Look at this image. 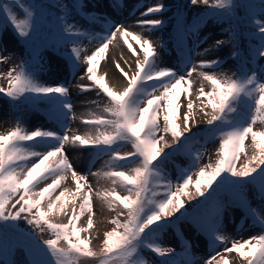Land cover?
I'll use <instances>...</instances> for the list:
<instances>
[{"label": "snow or ice", "instance_id": "snow-or-ice-1", "mask_svg": "<svg viewBox=\"0 0 264 264\" xmlns=\"http://www.w3.org/2000/svg\"><path fill=\"white\" fill-rule=\"evenodd\" d=\"M24 13V18L18 19L16 13L7 4L3 5L2 11L7 14V20L11 22L14 31L28 47L31 60L40 63L41 53L44 49L55 47L59 49L65 43H73L70 37L85 36V32L74 29V25L64 24L67 17V9L64 15L56 18L45 31V12L43 7L36 5L34 13L25 6L21 0H14ZM204 4L217 11L206 13L211 17L231 15L236 5L233 0H190V4L196 6ZM250 10L254 5L248 4ZM225 10L224 12L218 10ZM163 3L148 6L140 13L141 18L135 21L136 26L147 31L162 25L159 18H147L152 14L162 13ZM264 12V0H261V9ZM57 21L59 23H57ZM204 22V16L198 17L196 22L189 28L191 34H196L198 28ZM258 46L250 51V57L255 64L256 70L240 80L235 76H224L198 69L212 68L218 65V60H201L198 65H192L184 75L178 76L172 69L151 68L154 58L158 55V48L145 36L130 31L123 24H113L110 31L101 39L99 44L90 55L83 57L86 63L85 75L89 85H78L82 91L99 89L98 95L103 93L108 98V103L103 109V114H93L91 118L82 121L97 129L96 135L68 134V125L61 123L62 134L51 130L36 129L24 131L17 126L0 135V264H17L16 251L25 253L27 264H76L80 257L98 258L99 264H138L132 259L138 248L144 247L163 257L161 264H196V261L186 252L184 261H177L169 257L175 256V249L161 247L154 240L147 239L156 228L164 227L175 214L185 209L187 201L196 197H203L198 202L199 211L191 216L192 224L200 231L206 233L215 250L217 242L227 240L226 236L218 234V217L224 210V205L215 203L217 194L226 186L229 187L235 199L233 203L245 208L251 214L255 209L250 207L244 199V188L247 183L256 176L264 178V130L256 131L253 125L259 122L264 124V81L260 79V73L264 72V65L257 63L264 59V20H256ZM223 31H229L223 29ZM232 38L235 34L231 33ZM92 39V37H89ZM117 38L122 39L124 44L137 56L134 74L129 75L116 64L117 71L127 80V86L123 91L114 90L105 80V75L98 74L100 61L105 59L106 51L110 44ZM129 38L135 41L143 54L132 49ZM225 40H216L212 47L218 48L225 44ZM203 43L202 40H194L193 50ZM72 56L75 58L74 67H78L83 49L73 46ZM209 49H204V52ZM196 55H203L197 52ZM238 53L232 52L236 57ZM0 59H6L0 57ZM185 61L192 63L191 57L185 52ZM21 71L11 68L7 71V88L0 87V94L16 100L26 94L36 98H66L69 89L65 85H45L37 82L22 62ZM193 73L201 78L199 88L193 91ZM84 77L82 76L81 79ZM162 81L158 87L145 95L144 100L138 104L132 102V97L140 82ZM207 82L210 90H205ZM243 93L253 98L254 106L249 123L246 126L235 128L221 134L218 158L214 164L201 167L196 173L193 182L192 176L185 174L180 177L182 183L177 184L173 190L171 182H163L155 171V162L165 155V148H171L178 144L181 137L196 124L197 107L199 112L206 117L205 123L213 124L221 118L225 109L229 111V102ZM187 101L182 105L181 96ZM195 96V99L192 97ZM197 101L199 104L197 105ZM186 111L182 114V124L177 123L178 112L181 107ZM67 119L75 118L73 106L63 103ZM211 111H207V109ZM63 114H61L62 116ZM162 116L163 124L160 123ZM56 118L55 116L53 117ZM103 129V130H101ZM170 134V144L165 135ZM251 136V146L254 154L237 167V160L244 152L245 140ZM24 142L49 144L55 142L54 147L47 151H29L21 147ZM121 142L131 144V151L121 153L119 147L114 145ZM65 145L96 148L99 152H107L112 161L133 163L136 166L130 171L123 170L106 171L103 176L111 182L112 187L103 191L93 190L87 184V177L80 174L73 166L65 151ZM35 158V162H29ZM117 167L124 168L125 164ZM227 173V176H223ZM71 176L75 184V190L63 188L58 195H53L61 188L62 183ZM100 175V173H95ZM161 182L164 189L160 199H155L158 193L153 186V179ZM51 179V183H45ZM44 183V187H39ZM189 185H193L195 192H189ZM38 189V190H37ZM122 189L125 194H121ZM95 195L110 211L117 212L110 223L114 225L111 230L103 233L102 248L99 252L91 247V240L82 238L81 232L94 227L92 197ZM259 195L264 199V183L260 184ZM15 203L8 207L13 197H17ZM185 197V199H181ZM19 205V207H17ZM71 205V215H68V206ZM78 205V206H77ZM211 205V213L208 206ZM122 208L123 211H118ZM11 209H16L12 211ZM87 212V227H77V221ZM63 213L68 216L67 223L53 222L50 217L54 214ZM185 215L187 213L185 212ZM120 216H124L121 220ZM188 217V215H187ZM24 219L28 225L33 226L34 231L44 232L48 230L54 238L38 242L32 232H24L19 235L13 231L16 224L11 223ZM264 227V221L261 222ZM60 241L64 242L61 246ZM43 245V246H42ZM223 253H237L246 264H264V234L250 237L247 240L233 241L231 247L223 248ZM221 252H215L205 264H229V261ZM51 257V259H49ZM217 257H220L218 260ZM143 264V262H140Z\"/></svg>", "mask_w": 264, "mask_h": 264}, {"label": "rangeland", "instance_id": "rangeland-1", "mask_svg": "<svg viewBox=\"0 0 264 264\" xmlns=\"http://www.w3.org/2000/svg\"><path fill=\"white\" fill-rule=\"evenodd\" d=\"M99 1H105L106 4H108L109 1L114 0H21V2L33 10L34 13L37 11L35 7L36 5L43 7L46 21L45 31L48 30V26L53 21H56L57 17L64 15V8H66L68 14L61 27L70 24L74 25V31L78 28L83 32L87 29V27L92 28L95 26V23L91 24L92 22H89V20L85 17L84 10L89 11L90 6ZM159 1L164 4L163 12L152 14L147 18H159L163 21L161 26L151 29V32L158 34L157 40L165 42L167 48L165 49V54L161 57L154 58L151 68L167 69V64L165 65L163 60L165 56H168V54L171 56V50H173L172 54L173 52H176V54L174 53V56L170 57L171 62L174 61L177 62V64L185 62L187 65L188 63H186L185 58H183L182 55H185V52L188 54L190 53L189 48H191V43H193V40H195L194 38H196L198 34L206 33L207 38L203 40L205 42L203 43L205 46L210 45L212 51L203 57V59L218 60L219 63L212 68H203L199 69V71L223 74L224 76H235L236 78L243 80L246 78V75H250L252 71L256 70L255 64L250 57V51L254 46H258L259 44V36L257 35L255 21L264 20V12L260 10L261 0H233L236 7L233 8L231 15H223L220 17H211L206 15V13L217 11V9L209 8L202 3L193 6L190 4V1L188 3H184V0ZM211 2L212 0H210V3ZM148 3L149 0H146L145 3L139 7V9L144 11L149 6ZM5 4L11 7V9L16 13L18 19L24 18V13L22 9L17 6L14 0H0V46H2L4 52H0V57L4 56V58H6L4 60L0 59V87L7 88L8 81L6 79V74L9 69L15 68L16 71H21L22 62H25L27 69L24 70H28L32 77H35L41 67L40 64H36L31 60L27 45L14 31V27L11 25V22L7 20V14L2 11V7ZM84 4H87V6L84 7ZM248 4L254 5L251 12L246 7ZM61 5H63L64 8H62ZM80 5L83 6L84 10L80 7ZM218 11L224 12L225 10L221 9ZM180 13L191 15L190 20H186V22L181 21L178 16ZM201 16H204V22L198 28V32L196 34L189 33L191 25L196 22L198 17ZM140 18L141 16L137 19ZM57 23L59 22L57 21ZM223 29H228L229 31H223ZM231 33L235 34V38H232ZM70 39L73 43H65L59 49L51 47L44 49L43 51L51 52L56 56L58 55V57L64 56V59L62 57V61H72L75 58L72 56L70 50L73 46H77L83 49L81 52L80 64L86 69L87 65L83 62V57L87 54L86 51L89 42L87 40V36H75L70 37ZM221 39L227 42L218 48L212 47L216 40ZM129 43L132 45V49L134 45L139 46L137 43L135 44V41L132 42V40H129ZM127 51V54L124 52L126 54L124 55L127 63H124L125 61L118 63L123 69L126 64L127 68H125L124 71L129 75H132L135 71V65L133 64L134 57L130 55L132 51L129 48ZM233 51L238 53L236 57L232 56ZM138 54L140 57L143 55L140 50L138 51ZM53 57L55 58V56ZM54 58V61L57 60ZM44 61L45 58L41 57L40 62ZM257 63L264 65V59H260ZM103 68L105 67H102L99 64L98 74L105 75L106 82L113 89H115L114 87L116 86L118 89L117 91H123L122 87L124 84L127 86V80L123 76H120V79L116 78L111 81L110 77L105 74L108 70H103ZM261 73L260 79L264 81V72ZM64 77L65 75L59 78L58 82H52L51 85L55 86L60 85L59 83H64ZM83 77V79H81L80 76L77 78V84L89 85L90 82H85L87 79L84 74ZM197 82L198 83L194 87L193 91L200 86L201 78L199 76ZM147 83L137 85V89L132 97V102L134 104H138L140 101L144 100L147 93L152 92L154 87L159 86L156 81ZM203 83L205 90H210L208 83L206 81ZM77 84L74 86L76 87ZM98 92L99 89L94 87L88 91H82L79 88V90H76L71 97L47 98L41 100L26 94L14 101L3 94H0V119L5 121V130L2 135L7 134L8 131L17 126L28 132L36 129L51 130L56 132L54 128L59 123L61 117L63 116H61V114L64 112L62 107L63 103H68L71 99L75 98L76 107L84 108L87 106V102L94 98V101H101L104 105H106L108 103V98L103 93L98 95ZM192 98L195 99V96ZM180 102L182 105H186L187 103L184 97H181ZM198 104L199 102L197 101V105ZM253 106V98L241 93L229 102V108L233 110L229 111V109L226 108L221 118L211 125L205 123L206 117H204L203 113L199 112V108L197 107V122L195 126L190 130V132L181 137L178 144L173 145L171 148H165V155L155 162V171L159 174V177L163 179V182H171L173 190H175L177 184L182 183V179H180V177L185 174L191 175L194 182L196 179V173L199 169L210 163L214 164L215 160L218 158L221 134L235 128L246 126L249 123ZM184 111H186V108L182 106L178 112L177 123L180 124L181 128L183 127L182 114ZM207 111L210 112L211 109L209 108ZM103 115L107 114L104 113ZM54 116L56 117L55 119L53 118ZM78 119L81 121L86 120L83 116H79ZM160 123L163 124L162 116L160 118ZM253 129L256 131L264 130V124L257 122L253 125ZM75 134H78L77 131ZM158 135H165V139L170 144L172 143V137L170 134L158 133ZM21 147L29 151H32L34 148L32 146V142H24L21 144ZM117 147H119L121 153L132 150L131 144L128 142H121L118 145H114L113 149ZM44 151L46 150H40L39 152ZM100 154L101 152H96L94 158L95 156H97L96 159L105 157L109 161L108 167L103 166L102 169L104 171H110L115 168V170L128 172L132 167L136 166L133 163L112 161L107 152H104V155ZM253 154L254 149L251 146V136L249 135L245 140L244 152L240 154V158L237 160V167H240L245 162L246 157L250 158ZM119 164H125V167H117ZM227 175V173L223 174V176ZM103 179H105V183H107L104 184L106 189L111 188V182L104 176ZM161 182L162 181L158 179H153V186L155 187V191L158 193L155 199L162 198L161 194L164 189L160 186ZM45 183H51V179ZM97 183L99 182L97 181ZM261 183H264V178L256 176L255 179L247 183L244 188V199L250 207L256 210L254 215L248 212L247 209L238 207L233 203L235 196L229 187L226 186L217 194L216 203L225 206L224 210L217 218L219 222L218 234L226 236L227 240L224 242H217L215 250L212 247V242L210 241L209 236L198 230L191 222V216L193 214H196L198 211L203 214V210L198 209V202L202 201L203 197H196L191 201H187L185 209H181L179 213L175 214V216L171 218L170 222H168L164 227L156 228V226L153 225L155 231L152 234H149L147 239L154 240V242L159 244L161 247H170L175 249L176 255L169 257L170 259L184 261L187 252L191 258L196 261V264H205V261L214 255L215 252L223 253V248L231 247L233 241L242 242L250 237L264 234V227H262L261 224V222L264 221V199H262L259 195V187ZM44 186V183L39 185V187ZM60 190L63 189H58L53 195H58ZM118 190L121 194H125L122 189ZM188 191L194 193V186L189 185ZM16 199H18V196L12 198L8 205L9 208H11V204L15 203ZM181 199L186 200L185 197H182ZM227 199H229L232 204L228 203ZM17 207H19V205H17ZM211 207V205L208 206L209 214L211 213ZM11 210L15 211L16 209ZM105 211L107 214L101 222L98 223L94 220L93 222L95 223L92 229H88L86 232H81V237L89 238L91 240L90 247L97 252H99L102 248L103 233L114 227L110 221L117 215V212L110 211L108 208H106ZM118 211H123V209L120 208ZM185 212L188 217L185 215ZM68 215H71V210L68 211ZM86 217L87 214L84 213V215H82L76 222L77 227L82 229L87 227V223H85ZM50 219L56 223L68 222V216L63 213L54 214L50 217ZM120 219L123 220L124 216H120ZM11 223L16 224V229H14L13 232L17 235L24 232H32L36 240L41 243L43 240L54 238L48 230H45L42 233L39 232V230L34 231L33 226L28 225L24 219H19ZM0 227H2V224H0ZM103 228L105 230L102 232ZM235 234L236 236H234ZM60 245L66 246L63 241H60ZM223 254L226 255L229 264H246V262L243 261L237 253ZM15 259L17 264H27L25 253L22 250L18 249L16 251ZM49 259H51V257H49ZM132 259L136 260L138 264H140V262H143V264H161V261L164 258L160 257L157 253H153L147 248L141 247L138 248L137 253L133 255ZM217 259L219 260L220 257H217ZM52 264H54V261H52ZM76 264H99V257L94 259L80 257Z\"/></svg>", "mask_w": 264, "mask_h": 264}, {"label": "bare ground", "instance_id": "bare-ground-1", "mask_svg": "<svg viewBox=\"0 0 264 264\" xmlns=\"http://www.w3.org/2000/svg\"><path fill=\"white\" fill-rule=\"evenodd\" d=\"M145 1L146 0H114V1H109L108 4H106L105 1L103 2L99 1L93 3L90 6L89 11L84 10L83 6L80 5V7L84 10L85 17L89 20V22H92L91 24L95 23L94 27L92 28L87 27V29L84 30V32L87 34L86 35L87 40L89 41L86 55H90L92 51H94L95 48L98 46L100 41L97 37L102 39L110 31V26L113 24H123L124 26L128 27L130 31L141 34L146 38H148L150 41H152L153 44L156 45L158 48V55L156 57H161L163 54H165V49L167 48L166 43L157 40L158 34H154L153 32H151V30L147 31L145 29H141L135 24V21L137 20L138 17H140V13L142 12L139 9V7L142 4H144ZM189 1L190 0H184V3H188ZM157 3H160V1L149 0L148 4L149 6H155ZM85 6H87V4H84V7ZM178 16L180 20L184 22H186V20H190L191 18V15H186L182 13H180ZM89 37H92V39H90ZM205 38H207V34L203 33V34H198L194 39L197 41L199 40L203 41ZM129 40L131 39L129 38ZM193 43H191V48H189L190 53L188 54L191 57V61H192L190 65L189 64L186 65L185 62L181 64H177V62L174 61L171 62L170 57L176 54V52H173L172 54L173 50H171V56L170 54H168V56H165L163 60L164 64L165 65L167 64L166 68L172 69L174 70L176 75L182 76L185 74V72L188 70L189 67H191L192 65H198L199 61L204 60L203 57H205L209 52L212 51L210 45H206V46L204 45L205 42L203 44L202 43L199 44V46L195 48V50H193ZM127 49L128 47L127 45L124 44L123 40L117 38L116 40L113 41L112 44L109 45L106 51L105 59L100 61V65L106 68V69L103 68V70H108V72L105 74H107V76L110 77L111 81H113V79L116 78L117 79L121 78L120 76L122 75L117 71L116 64L118 62L122 63L125 61V55L128 53ZM133 49L137 53L140 50L139 46H135V45ZM204 49H209V51L204 52ZM0 52H3L2 46H0ZM42 52L43 53L41 54V57L45 58V61L39 63L41 68L37 72L38 74L33 78L39 83L45 85H51L52 82L54 81L58 82L59 78L65 75L64 77L65 82L59 84L68 87L69 92L67 97L69 96L71 97V95L75 93L76 90H79L78 85L80 84H77V78L79 76L82 77L83 74L85 75V67L80 64V61L78 62V67H74L75 59H73L72 61H65V60L62 61V57L64 59V56L58 57V55L56 56L55 54H52L51 52L48 51H42ZM197 52L203 53V55H196ZM130 55L134 57L133 64L135 65L136 59L138 57L134 56L133 53H130ZM53 56H55V58ZM182 56L183 58H185V55ZM142 57H140L139 55L140 59H142ZM53 58L57 60L54 61ZM124 63L127 62L125 61ZM124 67L127 68V65L125 64ZM192 80H193L192 87L194 89V87L198 83L197 73H193ZM85 82L89 83L88 80H85ZM147 82L152 83L154 81H147ZM147 82L142 81L138 85L144 83L146 84ZM156 82H158L159 86L161 83H163L162 81H156ZM76 84L77 86L75 87L74 85ZM125 87L126 85L124 84L122 89H124ZM114 88H115L114 90L116 91L118 90L116 86ZM181 97H183V95ZM39 99L44 100L47 98H39ZM68 103H70L73 106L72 111L75 118L67 119V113L63 112V116L61 117L57 126H55L54 128L56 130V133L62 134L61 123H64L68 125L69 135L75 134L76 131L79 135H89V134L93 136L96 135L97 129L94 126L83 123L81 120L78 119V117L83 116L87 120L91 118L93 114H104L103 109L105 105L101 101L100 102L94 101V98L90 99V101L87 102V106L84 108L76 107L77 105L75 98L71 99ZM4 130H5V121L3 119L2 120L0 119V135L4 133ZM32 146L34 147L32 151H37V152H39L40 150L47 151L50 147L55 146V142L49 144L32 142ZM65 151L67 153L68 158L72 161L74 168L80 174L87 177V184H89L94 191L95 190L103 191L104 189H106L104 184L107 183H105V179H103V173L106 172V170L104 171L102 168L103 166L108 167L109 161L105 157L96 159L97 156H95L94 158V155L96 154V152H98L96 148H91V147L82 148L78 145L76 146L65 145ZM101 154L104 155V152H101ZM34 159L35 158H32L31 162H35ZM31 162H29V164ZM95 173H100V175H95ZM97 181L99 183H97ZM73 186L75 187V184L72 182L71 176L69 175L68 179L62 183L61 188L63 189L66 187L74 191L75 188ZM92 203H93V212H94L93 221L95 220V222L97 221L99 223L107 214L105 211L107 206L103 204V202L100 199H98L95 195H93L92 197ZM69 210H71V205L68 206V211ZM85 214H87V212H85ZM85 223H87V220H85ZM104 230L105 229L103 228L102 232ZM234 236H236V234Z\"/></svg>", "mask_w": 264, "mask_h": 264}, {"label": "trees", "instance_id": "trees-1", "mask_svg": "<svg viewBox=\"0 0 264 264\" xmlns=\"http://www.w3.org/2000/svg\"><path fill=\"white\" fill-rule=\"evenodd\" d=\"M228 200V203H231L232 204V202L229 200V199H227ZM217 202V198H216V201H215V203ZM12 231H14V230H12Z\"/></svg>", "mask_w": 264, "mask_h": 264}]
</instances>
